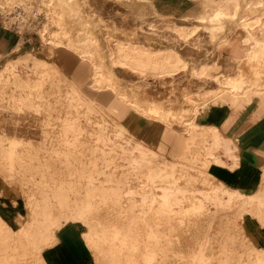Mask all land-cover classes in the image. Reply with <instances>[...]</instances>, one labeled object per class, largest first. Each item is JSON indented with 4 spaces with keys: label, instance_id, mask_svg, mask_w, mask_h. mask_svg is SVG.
Segmentation results:
<instances>
[{
    "label": "bare ground",
    "instance_id": "6f19581e",
    "mask_svg": "<svg viewBox=\"0 0 264 264\" xmlns=\"http://www.w3.org/2000/svg\"><path fill=\"white\" fill-rule=\"evenodd\" d=\"M28 14L47 21L38 32L48 60L38 49L11 58L22 38L0 54V108L43 113L41 138L0 133V176L27 210L0 217V264H47L44 249L68 221L86 226L96 264H264L243 227L264 228V169L251 190L219 180V155L235 168L237 148L203 122L214 107L263 113L264 0H0L20 33ZM233 40L240 50L224 74L210 56ZM165 76L182 89L162 93ZM128 111L161 124L177 159L130 134Z\"/></svg>",
    "mask_w": 264,
    "mask_h": 264
},
{
    "label": "rangeland",
    "instance_id": "374dc122",
    "mask_svg": "<svg viewBox=\"0 0 264 264\" xmlns=\"http://www.w3.org/2000/svg\"><path fill=\"white\" fill-rule=\"evenodd\" d=\"M14 13L15 12L10 13L11 16H17ZM29 15L30 14L26 15L25 17L26 19L28 18L26 20L28 21V23L26 24L27 26H25L22 33L19 32V30L16 28L15 25L7 24L8 20L4 19L3 16L0 15V42L5 43V46L0 50L2 59L6 57L7 52L11 48L16 46L18 42L20 41V39L22 38V44L20 45L19 50L15 53H12L11 58H14L18 56L19 54H23L28 51L33 52V50L38 49L39 50L38 57L41 60H45V61L48 60L47 54L49 52L48 51L49 49L47 48V46L41 45L40 34L38 32L41 25L45 23L46 20L42 16H38V18H36L33 15L31 16ZM228 48H229V51L226 50V46H225V48H223L225 51L220 56H218V53L212 54L210 56L211 58H215L218 60L219 71H221L224 74L231 73L233 69L234 62L231 60L230 55L235 56L236 53L239 52L240 50L239 40L237 41L233 40L232 43L228 45ZM62 53L64 52L58 51L55 54V58L57 62L59 61V63L62 61L61 64L62 66H64L65 63L67 62L68 57L66 59L64 58L65 60L62 59L61 57ZM75 64L76 63H73L70 66L69 72H71V68H74ZM70 75L72 74L70 73ZM184 75H187L185 71H183L179 75L176 74L175 76L182 77ZM147 79L149 80V83H153V80L150 77L147 76ZM169 79H170V76H165L164 80L160 78L156 80L155 85L159 83L157 85V88L160 87L162 89V93L168 94L170 92V89L173 88V86H175L177 90L182 89L180 85L176 83H172V81L171 82L168 81ZM89 98L93 100V102H96V103L100 102L102 108H107L110 104H113L115 102L114 99L113 100L112 99L111 100L96 99L95 96H91V95H89ZM62 104L63 103H61L60 105ZM253 107L258 109L257 104H253ZM213 109H215V107L210 108V110H213ZM224 109L231 110L230 107H225ZM259 115H264V111L262 114H259ZM42 118H43V113L24 111V110L15 111L12 107H9L7 104L2 105V108H0V133L2 132L8 136L16 137L19 139H29V138L31 139L32 138V139H35V141H37L41 138L40 122ZM81 120L84 122V118H81ZM142 121H145V122L148 121L150 123H154V125H156V130L159 131L160 133L162 132L161 134L163 135L164 127L161 124L155 121H152V120L145 119L141 116L135 117L132 111H128L126 113V116L121 120V122L127 127L130 134H132L136 139L148 143L153 148H160L168 160L177 159L178 155L181 153V148L178 149V148L170 147L168 145L166 146L160 140L156 141V143L151 144L148 141H145V139H139L137 135H134L133 131L136 132V129H135V126L133 127L132 125L134 123H140ZM132 127L134 129H131ZM162 135H161V138H162ZM263 152L264 150L262 151V154L264 156ZM219 156L221 157V160L222 162H224V164L216 165L218 166L215 168L216 172L218 168H224V169H230V170L234 169V167L231 164V161L229 162L223 153H221V155ZM106 159H108V157H106ZM260 162H261V166H259L258 170L260 171V174H261L264 169V158H261ZM237 163H239V158H238ZM216 176H217V173H216ZM217 178L219 179L218 176ZM7 182L8 181L6 179L0 176V217L4 221L6 220L9 222L11 221V219L15 221L18 215L22 216L21 219L25 218L27 210L25 207L24 195L17 185L13 183L8 184ZM246 185L247 187L245 188L244 186ZM228 186L233 189L239 188V189H247V190H251L254 187L246 183H241L240 185L237 184V187L233 185H228ZM125 197L128 198L129 196L126 195ZM15 226L17 227L18 225L13 224L11 228L14 229ZM63 227H64L63 231H71V233L67 236H69L71 240L74 241L75 243V248H76L75 256H76L77 264H96L95 257L93 255V250L88 246V244L86 243L83 237V234L87 230L86 226H84L80 222L68 221V222H65L60 227V229H57L56 233L57 234L60 233L58 231H61ZM243 227H244L247 239L248 240L250 239V242L252 243V245L256 249L264 248V228L259 226L256 223V221L253 219L245 220L243 223ZM54 243L47 245L46 248L52 246ZM24 264H34V263H24ZM104 264H107V263H104Z\"/></svg>",
    "mask_w": 264,
    "mask_h": 264
},
{
    "label": "crops",
    "instance_id": "0c3cea01",
    "mask_svg": "<svg viewBox=\"0 0 264 264\" xmlns=\"http://www.w3.org/2000/svg\"><path fill=\"white\" fill-rule=\"evenodd\" d=\"M4 46L5 43L0 42V50ZM224 108L206 110L203 122L218 127L221 134L236 145L239 163L232 170L218 168L217 176L224 183L235 187L241 183L252 187L256 186L260 176L258 170L261 166L260 159L264 158L262 154L264 150V115H259L253 105L248 106L238 115L233 113L231 115V110ZM132 126H135L136 132H133L139 139H145L151 144L158 140L162 141V132L156 130L154 123L142 121L134 123ZM133 127L131 129H134ZM228 161L230 162L229 159ZM244 187L246 188L247 185ZM63 229L64 227L58 231L60 233H56V242L43 252L47 264H77L75 243L67 236L71 231H63Z\"/></svg>",
    "mask_w": 264,
    "mask_h": 264
}]
</instances>
